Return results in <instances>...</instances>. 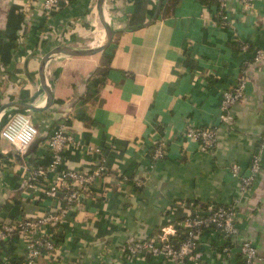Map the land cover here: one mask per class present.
<instances>
[{
    "label": "crops",
    "instance_id": "crops-1",
    "mask_svg": "<svg viewBox=\"0 0 264 264\" xmlns=\"http://www.w3.org/2000/svg\"><path fill=\"white\" fill-rule=\"evenodd\" d=\"M63 1L57 13L46 16L43 0H0V105L22 100L45 106L38 76L42 56L61 44L91 48L102 42L96 0ZM102 8L114 33L106 48L110 67L96 100L78 102L105 50L50 58L44 75L53 102L33 113L38 134L27 156L31 162L43 160L56 120L68 117L76 138L109 147L119 157L108 162L109 174L93 184L56 229V248L36 264H125L119 253L128 237L174 238L173 222L188 212L176 202L201 208L232 202L239 181L229 167L236 163L246 172L264 136L263 59L248 69L244 96L232 106L230 124L219 126L212 151L201 152L196 142L183 137L187 125L205 126L216 119L221 91L235 82L248 56L238 50L239 42L249 43V53L264 46V0H254L250 9L230 0L229 27L213 24L214 0H104ZM6 109L7 115L18 108ZM2 140L0 222L57 207V201L38 199L27 188L22 165L28 159L6 140L2 147ZM159 140L166 142L167 154L137 189L131 180L144 175L149 152ZM260 158L259 173L237 203L234 244L251 242L264 260V147ZM65 162L82 168L88 158L68 150ZM124 171L131 175L127 184L120 179ZM221 242L218 234L209 235L185 264H242L236 247L230 258L220 253ZM23 252L20 238L2 243L0 264H19ZM129 264L176 263L147 257Z\"/></svg>",
    "mask_w": 264,
    "mask_h": 264
},
{
    "label": "built area",
    "instance_id": "built-area-1",
    "mask_svg": "<svg viewBox=\"0 0 264 264\" xmlns=\"http://www.w3.org/2000/svg\"><path fill=\"white\" fill-rule=\"evenodd\" d=\"M61 0H43V14L51 16ZM230 0H214L216 9L213 24L229 27L227 8ZM244 9H250L254 0H235ZM238 50L247 53L241 68L238 70L235 82L223 89L220 94L218 111L214 122L205 126L187 125L183 133L185 139L198 144L201 152H210L217 143L218 129L221 124H230V110L243 96L248 81V69L264 59V46L255 48L249 53V43L239 42ZM69 118L63 117L50 133L46 142L47 152L41 161L25 162L22 165L27 175L26 185L38 199L46 202L57 201L54 209L44 207L40 215L23 217L11 222H0V245L14 238H20L24 243V252L19 264H36L37 259L56 248V229L67 221L71 210L80 206L83 198L90 194L95 182L103 179L110 172L107 153L104 147L82 142L68 129ZM38 134L33 122L32 113L15 109L6 115L0 124V139L12 144L19 155L26 156L30 144ZM167 144L157 141L149 152V162L142 177L133 178L131 184L141 188L147 176L167 154ZM264 147V136L260 138L258 150L251 155L246 172L239 164L229 167L232 178H237L238 197L227 204H219L201 208L185 200L176 204L188 212L176 219L174 227L184 229V238L177 246L165 239H137L128 237L120 248V260L129 264L135 259L158 257L168 262L185 264L192 252L211 234H218L222 240L220 253L230 258L236 247L242 258V264H255L264 260L258 256L256 247L249 241H242L237 246L234 239L238 233L236 221L237 203L243 194L248 192L260 171V150ZM68 150L85 153L88 165L82 168L66 166L65 155ZM120 179L124 184L129 178L121 173ZM172 208V205L169 206Z\"/></svg>",
    "mask_w": 264,
    "mask_h": 264
},
{
    "label": "water",
    "instance_id": "water-1",
    "mask_svg": "<svg viewBox=\"0 0 264 264\" xmlns=\"http://www.w3.org/2000/svg\"><path fill=\"white\" fill-rule=\"evenodd\" d=\"M103 1L104 0H96V10H97V15H98V20L103 30V39L100 44H98L95 47H91V48H75L69 45L61 44V45L55 46L49 52L44 54L42 58L40 59L39 66H38V76L40 80V85L43 91L45 92V95L47 98V104L43 107H37L29 102H23L22 100H12V101H9V102H6L0 105V114L4 109L8 107H16L18 109L26 110L31 113H39L49 108V106L53 102V94L50 88L47 86L45 75H44V69H45L46 62L53 56L55 55H61V56H67V57L90 56V55L97 54L105 50L108 47V45L111 42L114 30L111 27V25L108 23V21L106 20L105 15L103 13V8H102Z\"/></svg>",
    "mask_w": 264,
    "mask_h": 264
},
{
    "label": "trees",
    "instance_id": "trees-1",
    "mask_svg": "<svg viewBox=\"0 0 264 264\" xmlns=\"http://www.w3.org/2000/svg\"><path fill=\"white\" fill-rule=\"evenodd\" d=\"M63 1V0H61ZM59 2L58 5H57V10L62 8L63 6L62 3L64 2ZM205 1V0H203ZM61 6V7H60ZM57 10L54 12V13H57ZM53 13V14H54ZM51 14V15H53ZM109 50H106L103 51L101 53V60H100V64L99 66H97L85 79V90L84 92L79 96L78 98V102H81V103H92L94 102V100H96L97 98V95H98V91L99 89L101 88V86L103 85L104 83V79L107 75V72L109 70V65H110V56L108 55ZM34 117V114L32 113V118ZM59 122V120H56ZM34 122V120H33ZM57 122V123H58ZM35 123V122H34ZM85 124H86V121H85ZM57 125V124H56ZM40 128V127H39ZM40 130V129H39ZM40 141V140H39ZM29 153V151H27L26 153V158L28 159V163L29 164H32V162L30 161L29 157L27 156ZM106 153H107V159H108V162L109 161H113L115 158L119 157L118 155H115L114 152H111L109 151V147H106ZM109 164V163H108ZM128 178L131 177V175H129L126 171H124V173ZM175 235H174V238H171L169 239V243L174 245V246H177L179 244V242L181 240H183L185 234H184V229L181 228V227H175ZM61 234V233H60Z\"/></svg>",
    "mask_w": 264,
    "mask_h": 264
},
{
    "label": "bare ground",
    "instance_id": "bare-ground-1",
    "mask_svg": "<svg viewBox=\"0 0 264 264\" xmlns=\"http://www.w3.org/2000/svg\"><path fill=\"white\" fill-rule=\"evenodd\" d=\"M105 18L107 20V15H105ZM7 112H8V109H5V110H3L1 112V114H0V121L3 120L6 117V114L5 113H7Z\"/></svg>",
    "mask_w": 264,
    "mask_h": 264
},
{
    "label": "rangeland",
    "instance_id": "rangeland-1",
    "mask_svg": "<svg viewBox=\"0 0 264 264\" xmlns=\"http://www.w3.org/2000/svg\"><path fill=\"white\" fill-rule=\"evenodd\" d=\"M96 37H97V34H96ZM21 110H22V109H21ZM4 144H7V143H6V141H5V140H2V141H1V146L3 147V146H4Z\"/></svg>",
    "mask_w": 264,
    "mask_h": 264
}]
</instances>
